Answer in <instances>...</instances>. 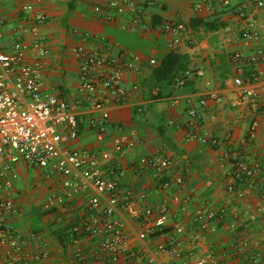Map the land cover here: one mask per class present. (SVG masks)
Returning a JSON list of instances; mask_svg holds the SVG:
<instances>
[{"label": "crops", "instance_id": "0c3cea01", "mask_svg": "<svg viewBox=\"0 0 264 264\" xmlns=\"http://www.w3.org/2000/svg\"><path fill=\"white\" fill-rule=\"evenodd\" d=\"M110 1L0 0V20L4 21L0 27V52H8L19 35L31 43L32 19L22 12L21 6L33 4L36 14L46 15L45 23L37 26L48 45V53L40 66L43 88L66 100L80 102L79 135L71 145L100 155L111 150L122 135L136 132L132 137L133 148L121 159L114 157L103 165L107 169L117 160L123 162L127 173L121 180L120 190L131 191L138 208H157L164 198L168 199L164 233L146 240L138 238L137 222L122 216L131 247L138 252L141 264H147L143 258L147 255L155 259L153 264L171 261L180 264L199 259L208 252L216 255L218 264H264V178L258 176L253 189L243 185L228 191L231 179L227 173L231 165L225 156L227 151L237 149L249 162L258 161L264 169V96L260 92L264 86V61L253 64L248 60L259 51L264 53V7L257 8L251 0H228V4H224L225 0H142L138 5L140 21L134 23L128 9L119 14L108 7ZM197 4H202L201 9L196 8ZM96 6L101 12L95 11ZM236 9L244 12L245 18L235 13ZM107 13L111 19L105 17ZM167 22L185 27L178 44L164 30ZM247 25L259 32L258 39L249 43L240 34L241 28ZM23 28L28 32L21 33ZM76 45H84L103 58L119 57L122 62L131 56L141 59L137 72L124 68L123 84L128 97L121 104L105 105L109 116L101 136L91 126V121L102 119L101 111L91 106L94 98L79 89L80 62L70 52ZM169 52L188 56L187 70L191 74L181 83L179 80L157 82L153 75V70ZM236 52L244 54L245 59L234 61ZM25 55L27 61L32 60L29 49ZM237 76L258 90L256 109L251 105H235L242 96L241 88L233 84ZM210 94H216L221 100L209 97ZM201 99L205 100L204 104L200 103ZM191 106L198 111L200 132H207L216 145L187 139L185 123ZM252 119L258 121V128L256 137L250 140L248 130ZM153 156L166 157L171 162L163 176L172 181L170 193L159 190L151 169L138 168L140 158ZM133 168L138 170L133 172ZM12 171L17 175L12 195L20 208V214L10 221L12 227L22 234L43 235L50 250L48 264H99V238L85 235L77 245L62 246L53 234L89 216L85 207L94 192L88 190L68 200L63 208L47 212L42 209V203L48 194L61 192L60 177L46 178L42 169L23 161L14 164ZM178 175L184 178L181 188L174 183ZM186 198L187 210L182 213L180 207ZM197 207L225 208V216L211 222L216 227L213 233L199 231L194 216ZM235 211L238 216L234 215ZM174 222H181L187 232L182 257L171 259L159 253L157 246L166 239ZM232 222L236 223L237 232L230 229ZM192 226L202 235L194 246L190 244ZM240 241L247 242V246L238 251ZM77 251L85 253L87 260L79 261L75 257ZM115 264H127V260L121 258Z\"/></svg>", "mask_w": 264, "mask_h": 264}, {"label": "built area", "instance_id": "2783aa9c", "mask_svg": "<svg viewBox=\"0 0 264 264\" xmlns=\"http://www.w3.org/2000/svg\"><path fill=\"white\" fill-rule=\"evenodd\" d=\"M40 2L41 0H35ZM142 0H111L108 4L119 14L128 9L133 15V22L140 21L138 5ZM257 8L264 7V0H251ZM228 4V0L224 1ZM202 4L196 8L201 9ZM22 12L32 19L29 33L32 35L31 43H27L22 35L17 36L8 52H0V264H48L50 250L48 243L40 233L22 234L14 229L11 220L20 214L13 195V181L17 175L12 171V166L23 161L30 166L44 171L46 178L59 176L61 179V192L50 193L42 203L44 211L63 208L67 201L81 193L92 190L94 194L89 198L85 210L89 216L70 226L71 238L67 243L77 245L82 236L99 238L98 256L99 264H115L121 258H126L127 264H141L139 254L131 247V240L127 232L126 223L122 216H127L137 222V236L141 240L164 233L167 226V213L169 202L164 198L157 208L146 207L140 209L135 204L131 191L122 193L120 184L127 173V168L121 160H117L107 169L104 163L110 162L114 157H122L126 151L133 148L135 131H130L118 138L113 143L111 150L101 154L72 146L79 135L77 109L78 100L69 101L54 93L45 91L41 81L40 66L42 59L48 53L45 37L38 32L37 26L44 24L46 15L35 13L31 3L21 6ZM96 12H101L99 6ZM241 18H245L240 9L234 10ZM111 19V14L105 15ZM4 21L0 20V27ZM264 27V23L262 24ZM182 24L165 23L164 30L171 34L173 42L178 44L184 30ZM26 30L21 29L25 34ZM241 38L245 43L258 39L259 32L243 26L240 30ZM2 34L0 33V38ZM32 53V60L27 61L26 50ZM70 52L80 62V91L92 96L91 106L101 111L100 121H91L101 136L105 129V121L109 114L104 110L107 104H121L128 96V90L123 84L124 68L135 72L139 70L141 59L131 56L124 62L118 57L103 58L95 51L84 45L70 48ZM245 59L244 54L236 52L233 60L236 62ZM248 60L255 64L264 61V53L259 51ZM150 63H154L151 60ZM191 74L185 71L183 79ZM197 74V72H196ZM202 74L198 72V75ZM256 79V77H254ZM233 84L241 88L242 96L235 105H251L253 109L259 106V94L252 84L242 77L233 78ZM137 89V86L133 87ZM264 96V86L260 89ZM209 97L220 101L216 94ZM205 103L204 99L200 100ZM141 110V109H139ZM187 139L199 142H208L216 145V141L209 137L207 132H200L199 114L194 106L188 110V121L185 123ZM258 121L252 119L248 130V139L256 137ZM231 165L227 176L231 179L228 191L232 192L235 186L253 189L257 186L256 179L261 175L264 178L263 166L258 161L249 162V158L239 150L225 153ZM121 159V158H120ZM141 169H151L158 181V188L162 192H171L172 181L164 179L170 167V160L162 156L142 157L139 159ZM133 172L137 168L132 169ZM7 174H10L8 177ZM174 183L181 188L184 178L178 175ZM145 197L144 194L141 195ZM188 198L181 205V212H186ZM226 214L224 207L203 208L194 210L195 220L198 222L199 231L213 233L216 227L213 220L222 219ZM238 216V211H235ZM194 227L192 226V229ZM230 229H236V223L230 224ZM190 244L194 246L202 237L201 233L192 230ZM186 228L181 222H174L171 230L167 232L166 239L157 246L159 253L167 254L171 259L182 257L184 246L183 238ZM247 246V242L240 241L238 251ZM75 257L79 261L87 260L85 253L77 251ZM147 264H153L155 259L143 256ZM168 264H177L171 261ZM180 264H218V259L213 252H208L196 260H187Z\"/></svg>", "mask_w": 264, "mask_h": 264}, {"label": "trees", "instance_id": "16d2710c", "mask_svg": "<svg viewBox=\"0 0 264 264\" xmlns=\"http://www.w3.org/2000/svg\"><path fill=\"white\" fill-rule=\"evenodd\" d=\"M207 28H210L209 25H207ZM188 64L189 59L187 55L177 52H169L162 58L160 64L153 70V75L157 82L165 81L173 83L177 80L183 79V75L185 70H187ZM69 230L70 228H64L59 230L57 233L53 232L57 241L62 246H65L71 238V232H69Z\"/></svg>", "mask_w": 264, "mask_h": 264}]
</instances>
